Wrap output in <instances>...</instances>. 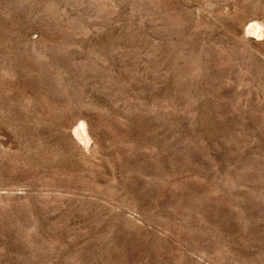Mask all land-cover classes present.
Listing matches in <instances>:
<instances>
[{"label": "rangeland", "instance_id": "374dc122", "mask_svg": "<svg viewBox=\"0 0 264 264\" xmlns=\"http://www.w3.org/2000/svg\"><path fill=\"white\" fill-rule=\"evenodd\" d=\"M251 21L264 0H0V264H264Z\"/></svg>", "mask_w": 264, "mask_h": 264}, {"label": "bare ground", "instance_id": "6f19581e", "mask_svg": "<svg viewBox=\"0 0 264 264\" xmlns=\"http://www.w3.org/2000/svg\"><path fill=\"white\" fill-rule=\"evenodd\" d=\"M247 31L249 33L256 35V37L257 36L258 37L264 36V26L259 21H251L248 28H247ZM75 134L78 137V139L81 142H83L84 144L89 143L90 136H89V133L87 131V127H86L85 122H80L75 127Z\"/></svg>", "mask_w": 264, "mask_h": 264}]
</instances>
